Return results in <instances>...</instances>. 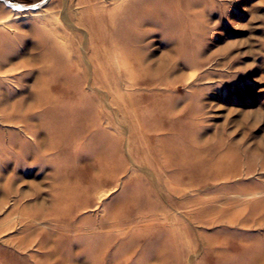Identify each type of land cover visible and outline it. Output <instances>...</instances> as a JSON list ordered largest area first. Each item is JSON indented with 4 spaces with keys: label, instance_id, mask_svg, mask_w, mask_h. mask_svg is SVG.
I'll list each match as a JSON object with an SVG mask.
<instances>
[{
    "label": "rangeland",
    "instance_id": "obj_1",
    "mask_svg": "<svg viewBox=\"0 0 264 264\" xmlns=\"http://www.w3.org/2000/svg\"><path fill=\"white\" fill-rule=\"evenodd\" d=\"M0 264H264V0L0 2Z\"/></svg>",
    "mask_w": 264,
    "mask_h": 264
},
{
    "label": "water",
    "instance_id": "obj_2",
    "mask_svg": "<svg viewBox=\"0 0 264 264\" xmlns=\"http://www.w3.org/2000/svg\"><path fill=\"white\" fill-rule=\"evenodd\" d=\"M50 0H41L35 4H19V3H14L10 0H0L1 3H3L6 7L18 11V12H24V11H35L43 6H45Z\"/></svg>",
    "mask_w": 264,
    "mask_h": 264
},
{
    "label": "bare ground",
    "instance_id": "obj_3",
    "mask_svg": "<svg viewBox=\"0 0 264 264\" xmlns=\"http://www.w3.org/2000/svg\"><path fill=\"white\" fill-rule=\"evenodd\" d=\"M171 24H172V21H171ZM161 27V26H160ZM184 32V30H183ZM187 36V35H186ZM184 47V46H183ZM184 49V48H183ZM165 58V57H164ZM105 60V59H104ZM41 104V103H40ZM42 107V106H41ZM33 117V116H32ZM58 117V116H57ZM54 119H55V116H54ZM84 120V119H83ZM69 136V135H68ZM249 221V220H248ZM246 224V223H245ZM121 226V225H120ZM243 226V225H242Z\"/></svg>",
    "mask_w": 264,
    "mask_h": 264
}]
</instances>
